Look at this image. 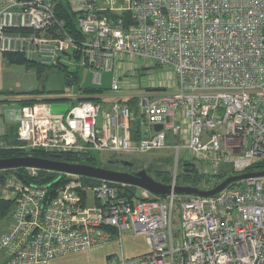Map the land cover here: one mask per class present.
I'll return each instance as SVG.
<instances>
[{
  "label": "built area",
  "instance_id": "built-area-1",
  "mask_svg": "<svg viewBox=\"0 0 264 264\" xmlns=\"http://www.w3.org/2000/svg\"><path fill=\"white\" fill-rule=\"evenodd\" d=\"M68 1L81 40L64 30L55 0H0V50L45 67L87 68L99 86L123 56L152 60L174 70L176 90L116 94L111 102L103 91L59 116L45 103L14 104L7 118L17 125L20 148L79 155L174 148L176 163L183 148L202 162L205 177L224 164L247 172L264 158V0ZM109 88L120 91L118 76ZM132 98L139 140L131 134ZM66 175L75 181L54 190L15 174L0 183V198L14 204L0 237L5 264H46L121 244L130 233L145 237L148 252L128 258L121 250L106 264H264V176L213 197L149 199L123 195L126 184ZM176 178L175 169L174 186ZM176 203L180 237L173 232Z\"/></svg>",
  "mask_w": 264,
  "mask_h": 264
},
{
  "label": "rangeland",
  "instance_id": "rangeland-1",
  "mask_svg": "<svg viewBox=\"0 0 264 264\" xmlns=\"http://www.w3.org/2000/svg\"><path fill=\"white\" fill-rule=\"evenodd\" d=\"M2 53V51L0 50ZM71 70L78 69L80 75V83L84 85H95L93 82V72L87 68L76 67L75 64L70 66ZM6 71L8 77L6 78L7 83H11L17 92L19 91H30L31 89H44V95L47 98H57L47 100L44 103L50 104L54 113H64L72 105L76 104L78 89L77 84L68 85L65 83L63 72L58 67L48 68L44 72L42 78H39L37 70L35 68H27L25 65L8 64L6 63ZM116 75L119 77L120 91L117 93H111L109 88V82L111 78ZM176 74L173 69L167 68L160 64L155 63L152 60L137 59L135 57L123 56L118 61L116 70L111 72H105L103 74V84L105 95L109 98L106 102H111L114 98L112 95H128L136 96L145 93H163L172 92L176 90ZM53 89V90H49ZM56 89V90H55ZM15 92V93H17ZM8 96V98H7ZM2 99L11 100L12 94H3ZM103 98V97H102ZM90 100V99H87ZM17 104L16 102H13ZM131 110L135 113L136 118L138 115V103L134 98L129 100ZM104 107V106H103ZM60 110V111H58ZM102 112L100 114V118ZM102 165L105 167H114L117 170L124 171V162L128 161L132 163V169L135 171L145 169L155 179L161 178V174L169 175L173 181L174 170L181 172V162L186 157L187 159L195 162V166L199 173L202 170V162L188 155L186 149H181L179 152V162L176 163V150L170 149H155L144 154H114L111 152L100 153ZM264 161V158H260L258 162ZM184 170V168H183ZM226 170H231L227 164L220 167L215 175L208 176V179L216 180V177ZM28 173L31 175L37 174V169H28ZM201 174V173H200ZM65 183H72L75 181L74 177L66 175ZM218 179V178H217ZM168 183V184H171ZM211 182H208L210 184ZM178 185V184H176ZM126 186L123 187V189ZM151 194L143 189L138 188V193L135 197L144 198L150 197ZM179 204L176 203L173 212V232L176 237H180V217H179ZM12 221V212L5 218L0 220V233L9 226ZM113 242V241H112ZM125 252L128 255H135L136 253L144 251L146 249L145 242L142 237L133 233L127 234L124 239ZM112 249H116L114 243H107L98 248L77 253L62 259H56L51 261L49 264H104L105 252Z\"/></svg>",
  "mask_w": 264,
  "mask_h": 264
},
{
  "label": "trees",
  "instance_id": "trees-1",
  "mask_svg": "<svg viewBox=\"0 0 264 264\" xmlns=\"http://www.w3.org/2000/svg\"><path fill=\"white\" fill-rule=\"evenodd\" d=\"M55 13L59 20L64 23V30L70 34L71 36L75 37L78 40L83 38V34L78 28L76 13L72 11L71 5L68 0H55ZM3 58L8 64H18V65H25L27 68H35L37 70V74L39 78H42L44 72L48 68L53 67H45L38 63L32 62L27 60L24 55L19 52H12V51H2ZM58 67L64 75L65 83L68 85L77 84L78 95L77 101L82 100H98L99 95H101L104 91L102 87H96L91 85H84L80 83V75L78 69L71 70L70 65L61 64ZM3 94H12L17 95L18 98H14L10 101L16 102L19 105H32L35 103H44L47 100L57 99V98H47L44 95V89H36L33 91L28 92H2L0 91V95ZM7 101V99H0V102ZM14 129L11 131L13 132ZM16 132H17V125H16ZM131 134L134 140H139L143 136V130L140 119H136L131 123ZM8 137L7 142L5 145L0 144V158H8V157H18V156H27L33 155L37 157L49 158L53 160H58L62 162H73V163H84L89 165H98L103 166L101 157L99 153H93L90 155H79L71 152H48L44 150H33V151H25L20 148V144L17 141V136L15 138L10 137V135H4L0 139L6 140ZM180 163V162H179ZM195 162L187 159L186 157L181 162V172H178L176 178V184L178 185H188V186H197L200 188L208 186H215L220 181L225 179L228 175L234 174L233 170H226L222 172L220 175L216 177V180H210L208 177L200 174L198 169L195 166ZM105 167V166H103ZM110 169H115L114 167H107ZM184 168V170H183ZM264 170V161H260L255 163L251 166L248 171H260ZM19 174L29 183L36 186H48L49 189H53L59 187L65 183L66 174L58 173L53 171L47 170H37V174L31 175L28 173V169L21 168L18 170ZM15 174V171L12 169L7 170H0V183L5 182V180L10 177L11 175ZM161 178H157L158 181L163 183H170L171 176L161 174ZM216 176V175H215ZM214 177V176H212ZM85 183H96L100 180L81 177ZM218 178V179H217ZM208 182H211L208 184ZM241 184H232L230 187H236ZM138 193V187L126 185L124 191L122 192L123 195L127 196L128 198H133ZM151 195L149 199H157ZM14 204L11 201L4 200L0 198V220L8 216L11 212H13Z\"/></svg>",
  "mask_w": 264,
  "mask_h": 264
},
{
  "label": "water",
  "instance_id": "water-1",
  "mask_svg": "<svg viewBox=\"0 0 264 264\" xmlns=\"http://www.w3.org/2000/svg\"><path fill=\"white\" fill-rule=\"evenodd\" d=\"M161 128V125L155 126L156 130H161ZM124 165L131 167L132 163L125 161ZM21 168L74 174L81 177L122 183L143 189L158 198H166L171 194L177 196L213 197L224 189L230 187L232 184H237L248 179L264 176V170L230 174L212 188L204 189L197 186H174L172 184L163 183L155 179L145 169L138 171H123L120 169H110L98 165L62 162L33 155L0 158V170L12 169L15 171V175L18 176L22 181L27 184H31L19 174L18 170Z\"/></svg>",
  "mask_w": 264,
  "mask_h": 264
},
{
  "label": "crops",
  "instance_id": "crops-1",
  "mask_svg": "<svg viewBox=\"0 0 264 264\" xmlns=\"http://www.w3.org/2000/svg\"><path fill=\"white\" fill-rule=\"evenodd\" d=\"M6 61L5 59L3 58V55L2 53L0 52V91L2 92H17V90H15L13 88V84L12 83V86L10 85L11 83H7L6 81V78L8 77V73L6 71ZM77 67V66H76ZM103 84V83H102ZM110 84V82H109ZM99 87H102L99 86ZM33 90H36V89H31L30 91H33ZM49 90H53V89H49ZM56 90V89H55ZM19 92H26V91H19ZM2 95H0V99H1ZM14 98H18V96L16 95H13ZM8 98V96H7ZM12 98V99H14ZM11 99V100H12ZM15 103H13V101H2L0 102V138L4 135H10V137L13 136V138H15L17 136V132H16V124L10 122L7 118V111L9 109V107H11L12 105H14ZM47 107L50 109V111L59 116L61 115V113H54V111L52 110L51 108V105L50 104H46ZM60 111V110H58ZM144 128V127H143ZM14 129L13 132H11L12 130ZM143 130V129H142ZM8 140V137L6 138V140H2L0 139V144L1 145H5V142H7ZM10 225V223H9ZM9 228V226L4 229V231H2L0 233V237L1 235L7 231V229ZM127 235V234H126ZM126 235L123 236L122 238V243L120 244L117 240H113V242H110V243H114L116 245V249H112L108 252H105V261H104V264L107 263V261L109 260V258H111L112 256H114L115 254H118L121 250L123 251V253L125 254V256H127L128 258H131V257H134V256H137V255H141V254H144V253H147L149 248L147 246V243H146V239L143 235H138L140 237L143 238L144 242H145V245H146V249H144V251L142 252H139V253H136L135 255H128L126 252H125V247H124V239L126 237ZM136 235V234H135ZM100 247V246H98ZM98 247H95V248H98ZM95 248H92V249H95ZM91 249V250H92ZM83 252H86V251H83ZM79 253H82V252H79ZM74 254H77V253H74ZM74 254H69V255H66V256H62V257H58V258H55V259H52L50 260L48 263L46 264H49L51 261H54L56 259H62V258H65V257H68V256H71V255H74ZM6 262V253L3 249L0 248V264H5Z\"/></svg>",
  "mask_w": 264,
  "mask_h": 264
},
{
  "label": "flooded vegetation",
  "instance_id": "flooded-vegetation-1",
  "mask_svg": "<svg viewBox=\"0 0 264 264\" xmlns=\"http://www.w3.org/2000/svg\"><path fill=\"white\" fill-rule=\"evenodd\" d=\"M124 171H135V170H133L132 167L130 166H124Z\"/></svg>",
  "mask_w": 264,
  "mask_h": 264
}]
</instances>
